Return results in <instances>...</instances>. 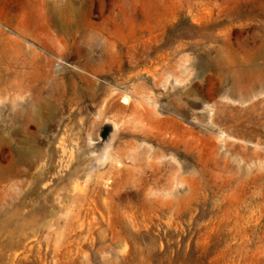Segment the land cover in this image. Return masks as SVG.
<instances>
[{
    "label": "rangeland",
    "instance_id": "rangeland-1",
    "mask_svg": "<svg viewBox=\"0 0 264 264\" xmlns=\"http://www.w3.org/2000/svg\"><path fill=\"white\" fill-rule=\"evenodd\" d=\"M0 264H264V0H0Z\"/></svg>",
    "mask_w": 264,
    "mask_h": 264
},
{
    "label": "bare ground",
    "instance_id": "bare-ground-1",
    "mask_svg": "<svg viewBox=\"0 0 264 264\" xmlns=\"http://www.w3.org/2000/svg\"><path fill=\"white\" fill-rule=\"evenodd\" d=\"M263 82V81H262Z\"/></svg>",
    "mask_w": 264,
    "mask_h": 264
}]
</instances>
